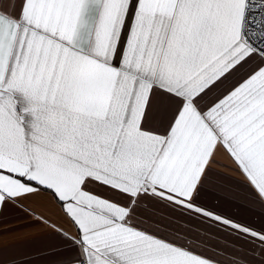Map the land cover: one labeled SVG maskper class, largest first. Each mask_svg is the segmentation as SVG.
<instances>
[{
	"label": "snow or ice",
	"instance_id": "snow-or-ice-1",
	"mask_svg": "<svg viewBox=\"0 0 264 264\" xmlns=\"http://www.w3.org/2000/svg\"><path fill=\"white\" fill-rule=\"evenodd\" d=\"M0 221V264H264V0H0Z\"/></svg>",
	"mask_w": 264,
	"mask_h": 264
},
{
	"label": "crops",
	"instance_id": "crops-1",
	"mask_svg": "<svg viewBox=\"0 0 264 264\" xmlns=\"http://www.w3.org/2000/svg\"><path fill=\"white\" fill-rule=\"evenodd\" d=\"M22 222L9 221L4 223L0 221V250L6 246H10L16 243V238L23 232L28 231L27 229H21L20 224ZM5 229H17V231H5Z\"/></svg>",
	"mask_w": 264,
	"mask_h": 264
}]
</instances>
